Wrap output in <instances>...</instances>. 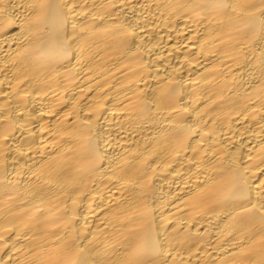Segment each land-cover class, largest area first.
Wrapping results in <instances>:
<instances>
[{
	"label": "bare ground",
	"instance_id": "obj_1",
	"mask_svg": "<svg viewBox=\"0 0 264 264\" xmlns=\"http://www.w3.org/2000/svg\"><path fill=\"white\" fill-rule=\"evenodd\" d=\"M0 264H264V0H0Z\"/></svg>",
	"mask_w": 264,
	"mask_h": 264
}]
</instances>
